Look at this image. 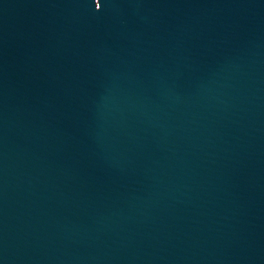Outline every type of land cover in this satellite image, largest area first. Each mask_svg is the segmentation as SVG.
Returning a JSON list of instances; mask_svg holds the SVG:
<instances>
[{
    "label": "water",
    "instance_id": "95a60500",
    "mask_svg": "<svg viewBox=\"0 0 264 264\" xmlns=\"http://www.w3.org/2000/svg\"><path fill=\"white\" fill-rule=\"evenodd\" d=\"M0 264H264V0H0Z\"/></svg>",
    "mask_w": 264,
    "mask_h": 264
}]
</instances>
